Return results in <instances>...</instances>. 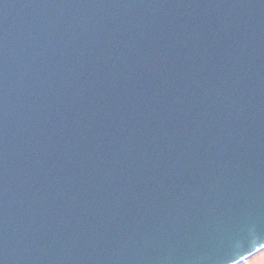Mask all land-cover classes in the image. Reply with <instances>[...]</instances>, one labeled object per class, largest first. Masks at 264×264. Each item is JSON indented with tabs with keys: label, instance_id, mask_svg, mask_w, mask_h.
<instances>
[{
	"label": "water",
	"instance_id": "water-1",
	"mask_svg": "<svg viewBox=\"0 0 264 264\" xmlns=\"http://www.w3.org/2000/svg\"><path fill=\"white\" fill-rule=\"evenodd\" d=\"M260 59L264 0H0V264L230 260L264 220Z\"/></svg>",
	"mask_w": 264,
	"mask_h": 264
},
{
	"label": "rangeland",
	"instance_id": "rangeland-1",
	"mask_svg": "<svg viewBox=\"0 0 264 264\" xmlns=\"http://www.w3.org/2000/svg\"><path fill=\"white\" fill-rule=\"evenodd\" d=\"M250 264H264V254L258 256L252 263Z\"/></svg>",
	"mask_w": 264,
	"mask_h": 264
}]
</instances>
